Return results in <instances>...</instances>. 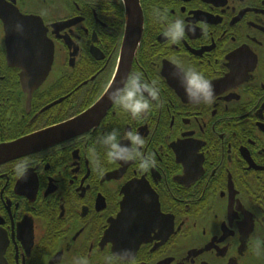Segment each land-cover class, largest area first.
<instances>
[{
    "label": "flooded vegetation",
    "instance_id": "flooded-vegetation-1",
    "mask_svg": "<svg viewBox=\"0 0 264 264\" xmlns=\"http://www.w3.org/2000/svg\"><path fill=\"white\" fill-rule=\"evenodd\" d=\"M178 17L196 28L173 43ZM26 18L42 44L24 43L36 28L9 40L4 24ZM192 69L213 103L189 101ZM136 73L159 90L140 117L109 99ZM99 102L88 129L0 163V264H109L124 250L134 264H264V0H0V145ZM113 128L126 145L138 132L154 166L109 160L96 141Z\"/></svg>",
    "mask_w": 264,
    "mask_h": 264
},
{
    "label": "clouds",
    "instance_id": "clouds-1",
    "mask_svg": "<svg viewBox=\"0 0 264 264\" xmlns=\"http://www.w3.org/2000/svg\"><path fill=\"white\" fill-rule=\"evenodd\" d=\"M160 15L163 19V13H160ZM186 28L190 32H195L196 26L192 22H186L182 17H178L169 21L165 35L173 43H178L185 36ZM184 80L186 81L185 93L189 101L196 104H211L214 102L213 85L201 72L196 69L185 72ZM117 92L119 94L115 96L110 94L109 99L129 111L133 117L147 114L151 107L150 101L157 100L159 96V90L144 81L140 73L132 75L126 80L125 86L118 89ZM124 138L131 141V145L121 143L120 130L113 128L111 131L99 134L96 142L106 148V155L109 160H119L127 163L130 160L138 159L142 170L154 166V159L142 151L145 141L138 132L125 131ZM97 164H99V161H97ZM27 166V164L24 165L21 175L26 172ZM106 259L109 264H134V260L130 257V250L110 254ZM82 264H86V261H83Z\"/></svg>",
    "mask_w": 264,
    "mask_h": 264
},
{
    "label": "water",
    "instance_id": "water-1",
    "mask_svg": "<svg viewBox=\"0 0 264 264\" xmlns=\"http://www.w3.org/2000/svg\"><path fill=\"white\" fill-rule=\"evenodd\" d=\"M35 21V22H34ZM5 25V30L7 33V36L9 38V40L11 39V37L15 38V34H17V32H15L14 30H17V27L20 28L21 30H26V28H36L38 34H40V42L39 41H28L26 40L24 43L25 45H30V46H35L37 44H42V41L44 40V32H43V27L40 24L39 21L37 20H32L30 18H26V19H20V21H18L17 23H12V21L9 19ZM40 30V32L38 31ZM25 32V31H24ZM14 33V34H13ZM26 33V32H25ZM13 34V35H12ZM19 38H23L24 34L22 31H20L18 34ZM43 35V36H42ZM16 43V41H14V44ZM13 44V43H11ZM45 44V43H43ZM17 45V44H16ZM15 45V46H16ZM32 48V47H31ZM52 54H53V50L52 53L50 52V63L52 62ZM49 65V64H48ZM50 67V65H49ZM46 73L42 74V76L38 75V81L41 82V78L44 79ZM100 119V102L97 103L92 109H90L87 113L83 114L81 117L77 118L76 120L72 121V123H68L65 126H61V128L59 129H49L43 132H40L38 134L32 135L31 137H26V138H22L19 141L13 142L11 144H4V145H0V163H4L10 159H13L17 156H19L20 154L23 153H28L31 151V149L33 150V148H39L42 147L43 145H49V143H51V140H53L56 136H59L64 133H69V132H75L79 129H83L82 131L88 129L92 124H94L96 121H98ZM124 211L123 214L121 215L120 220H124V221H129V217H128V212L129 210V201H126L124 203ZM119 220V221H120ZM114 225H112L110 227L109 233H108V237H110L111 235H114V229L112 228ZM127 235H129V230H127L125 232Z\"/></svg>",
    "mask_w": 264,
    "mask_h": 264
}]
</instances>
